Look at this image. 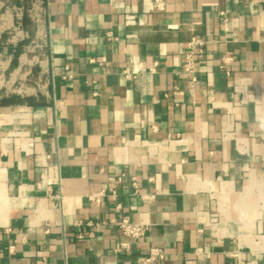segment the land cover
Segmentation results:
<instances>
[{"label":"crops","instance_id":"0c3cea01","mask_svg":"<svg viewBox=\"0 0 264 264\" xmlns=\"http://www.w3.org/2000/svg\"><path fill=\"white\" fill-rule=\"evenodd\" d=\"M31 1L0 0V264H264V0H39L42 38Z\"/></svg>","mask_w":264,"mask_h":264},{"label":"built area","instance_id":"2783aa9c","mask_svg":"<svg viewBox=\"0 0 264 264\" xmlns=\"http://www.w3.org/2000/svg\"><path fill=\"white\" fill-rule=\"evenodd\" d=\"M153 9L156 11H162L165 6V0H152ZM27 18L35 25L38 33V37L42 38V28H43V9L41 7V2L39 0H32L30 6L26 10ZM208 41H204L199 38H193L188 43L187 47L190 50L189 53L184 55V59L181 65L182 73L189 78V85L191 88L194 87L195 83L197 82V71L195 67V57L192 52L194 47H198L199 52H202V47L205 46ZM233 61L232 56L226 54L221 59L220 69L226 70L227 65ZM228 74V72H226ZM123 76L126 79L131 78V74L128 71L123 72ZM136 188L135 184L132 185ZM104 195V192L95 194L91 196V199L94 201H99V198ZM117 210H120V206L116 207ZM111 224H114L120 233L133 241H138L143 238L147 232V228L141 225L134 224L128 216H121L118 220H111ZM121 247H127V244H121ZM152 257L162 258L163 254L159 249L151 250ZM152 259V258H151Z\"/></svg>","mask_w":264,"mask_h":264}]
</instances>
